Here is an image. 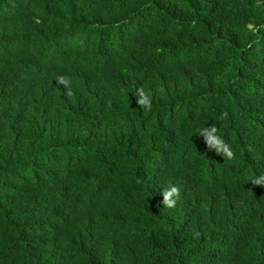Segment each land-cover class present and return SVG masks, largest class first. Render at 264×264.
<instances>
[{"label": "trees", "instance_id": "trees-1", "mask_svg": "<svg viewBox=\"0 0 264 264\" xmlns=\"http://www.w3.org/2000/svg\"><path fill=\"white\" fill-rule=\"evenodd\" d=\"M250 23L264 0H0V264H264Z\"/></svg>", "mask_w": 264, "mask_h": 264}, {"label": "clouds", "instance_id": "clouds-1", "mask_svg": "<svg viewBox=\"0 0 264 264\" xmlns=\"http://www.w3.org/2000/svg\"><path fill=\"white\" fill-rule=\"evenodd\" d=\"M259 7V4L257 5ZM264 29V24H249L246 27V31L253 36V42L259 38V30ZM57 84H62L67 88L69 80L64 76H60L56 79ZM69 94L70 90H69ZM133 95V94H132ZM136 104L139 105L140 110L149 111L152 108L151 97L142 87L135 89ZM203 137L208 150H214L215 153L221 155L223 158L232 160L235 156L233 148L227 143L221 134L219 128L215 123L209 124L200 128L199 133ZM255 185L264 186V172L254 175L250 180ZM162 200L159 202L162 206L167 208H173L176 206L177 200L180 198V189L175 184H170L167 187L160 189Z\"/></svg>", "mask_w": 264, "mask_h": 264}]
</instances>
